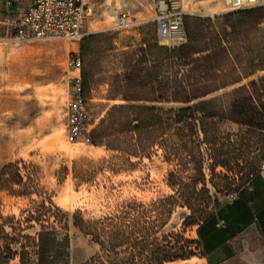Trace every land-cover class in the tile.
<instances>
[{"label": "rangeland", "instance_id": "1", "mask_svg": "<svg viewBox=\"0 0 264 264\" xmlns=\"http://www.w3.org/2000/svg\"><path fill=\"white\" fill-rule=\"evenodd\" d=\"M87 1L93 7L92 15L84 23L88 31L112 25L113 12L127 11L145 20L129 32H99L112 36L117 50L90 57L93 67L85 96L93 132L108 108L118 102L106 99L108 77L120 67L114 55L122 50L128 37L139 39L145 32L142 28L154 24L150 19L155 16V0ZM225 2L183 0L182 5L186 10L202 13L224 7ZM190 17L200 19L192 22L193 28L202 21L216 29L223 27L220 16L213 20ZM155 29L158 43L173 47L167 40L164 42V33L159 34L156 26ZM227 35L223 46L228 47L234 63L222 59L218 79L222 84L231 78L237 82L207 98L219 97L224 109L231 101L246 95L257 102L264 101V18L254 31L240 28L231 33L227 29ZM8 37L0 38V168L8 162L15 163L22 176V188L29 190L27 194H17L1 188L0 213L14 217L13 221L22 226L28 224L30 213L40 215L41 220L50 218V222L55 215L61 221L65 219L70 236L69 264H84L99 251L89 235L72 225L71 215L76 210L81 211L84 219H97L114 212L122 202L135 200L141 204L143 214L152 218L155 215L152 201L170 194L177 197L179 192H190L196 187L202 190L193 194L188 206L181 201L170 205L172 213L165 227V231L195 240L196 225L189 222L199 223L233 197L247 192L251 179L260 171L261 131L227 120L209 121L207 138L199 144L189 127L184 128L186 134L182 139L173 130L170 158L158 145L143 157L128 160L105 145L69 142L65 106L74 73L67 66V57L73 45L62 39L15 43L7 41ZM197 146L202 150L200 158L195 152ZM186 216L189 220L183 226ZM29 223L35 228L26 233L33 235L37 226L34 221ZM53 224L59 229L56 221ZM176 262L205 264L198 256L173 263ZM10 264H18L17 258Z\"/></svg>", "mask_w": 264, "mask_h": 264}, {"label": "trees", "instance_id": "2", "mask_svg": "<svg viewBox=\"0 0 264 264\" xmlns=\"http://www.w3.org/2000/svg\"><path fill=\"white\" fill-rule=\"evenodd\" d=\"M220 17L223 18V27L216 29L211 24L204 25L206 21L193 28L192 22L200 19L186 16L183 21L186 42L179 46L160 45L154 24L143 27L145 32L139 39L128 37L122 50L114 55L120 67L109 75L107 82L106 99L118 102L108 108L97 130L92 132L91 144L105 145L108 150L117 151L128 160L141 158L158 145L170 158L173 154L170 143L173 130H177L182 139L186 134L184 128L189 127L198 144L207 138L209 121L227 120L264 130V101L257 102L251 95H246L231 101L224 109L219 104V97L207 98L220 88L237 82L231 78L222 84L218 79L221 60L234 63L228 47L223 46L228 39L227 29L231 33L240 28L256 30L264 18V8ZM78 49L85 95L93 67L90 57L109 54L117 48L112 36L94 33L84 36ZM195 152L198 158L202 156L200 146ZM171 176L170 172L169 180ZM13 185L19 189H13ZM170 186L173 189L174 185L170 183ZM1 188L11 193H28L29 189L22 188V176L15 163L8 162L0 168ZM201 190L194 187L190 192H179L177 197L170 194L152 201L150 205L155 210L152 218L143 214L141 204L135 200L124 201L114 212L97 219H84L81 211L76 210L71 215L72 225L89 235L99 246L98 253L84 264H165L193 256L203 257L197 240L165 231L172 213L170 205L181 201L188 206L193 194ZM56 210L60 209L56 207ZM39 216L30 213L28 224L22 226L20 222L13 221L14 217H4L0 213V264H10L15 258L18 264H69L68 222L57 219V215L53 216L52 222L50 218L41 220ZM210 216H204L200 222ZM188 220L189 216H186L182 225L185 226ZM31 221L37 226L33 235L26 233L35 228L29 223ZM54 221L59 224V229ZM199 223L189 222L196 226Z\"/></svg>", "mask_w": 264, "mask_h": 264}, {"label": "built area", "instance_id": "3", "mask_svg": "<svg viewBox=\"0 0 264 264\" xmlns=\"http://www.w3.org/2000/svg\"><path fill=\"white\" fill-rule=\"evenodd\" d=\"M182 2L183 0H155V16L150 19L157 30L164 27L167 44L173 47L186 42L183 30L186 16L213 20L228 13L264 8V0H226L224 7L197 13L184 9ZM92 13L93 7L87 0H32L26 10L18 12L12 33L6 39L15 43L62 39L73 45L67 57V66L74 74L70 78L68 101L65 106L66 139L72 143L87 145L91 144L93 126L90 123L87 98L83 91L79 43L89 34L129 32L145 22L127 11H119L111 14L112 25L86 31L84 23ZM260 169H264V162L261 163ZM220 225H223V222Z\"/></svg>", "mask_w": 264, "mask_h": 264}, {"label": "crops", "instance_id": "4", "mask_svg": "<svg viewBox=\"0 0 264 264\" xmlns=\"http://www.w3.org/2000/svg\"><path fill=\"white\" fill-rule=\"evenodd\" d=\"M31 3L32 0H0V38L12 33L18 12ZM261 152L264 162V130ZM195 240L205 264H264V169L253 176L247 192L227 201L196 226Z\"/></svg>", "mask_w": 264, "mask_h": 264}, {"label": "bare ground", "instance_id": "5", "mask_svg": "<svg viewBox=\"0 0 264 264\" xmlns=\"http://www.w3.org/2000/svg\"><path fill=\"white\" fill-rule=\"evenodd\" d=\"M158 32H159V34H160V33H161V34L164 33V38H165V39H164V42H166V31H165V29L163 28L162 30H159ZM173 264H182V263L176 262V263H173Z\"/></svg>", "mask_w": 264, "mask_h": 264}]
</instances>
